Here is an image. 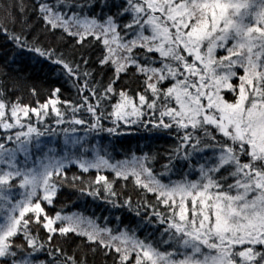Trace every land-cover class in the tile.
Wrapping results in <instances>:
<instances>
[{
    "label": "snow or ice",
    "instance_id": "obj_1",
    "mask_svg": "<svg viewBox=\"0 0 264 264\" xmlns=\"http://www.w3.org/2000/svg\"><path fill=\"white\" fill-rule=\"evenodd\" d=\"M0 8V264H264V0ZM21 61L56 84L35 106Z\"/></svg>",
    "mask_w": 264,
    "mask_h": 264
},
{
    "label": "trees",
    "instance_id": "obj_2",
    "mask_svg": "<svg viewBox=\"0 0 264 264\" xmlns=\"http://www.w3.org/2000/svg\"><path fill=\"white\" fill-rule=\"evenodd\" d=\"M9 2L10 0H0V5ZM0 24H6L8 27L12 26L10 21L5 19L4 10L2 8H0ZM13 67H16V65H13ZM20 67L23 68V71L20 73L11 71L9 72V77L17 88V91L12 98L15 99L17 96L22 97L21 103L35 106L36 97H34L30 92L31 87H35L37 92L40 93V101L43 102V100L46 98L44 95V90L56 86V84L53 82L51 74L46 76L44 71H37L36 69L31 68L28 66L26 61H21ZM29 72H31V75H29ZM25 77H27V79H25ZM63 96L66 99L72 98L70 91H65ZM128 132V135L121 138L120 143L123 145L124 149H132L137 155H142L144 152L148 151L155 152L159 150L163 152L172 144V140L170 138L158 139L156 138L155 134L145 131L143 128H130L128 129ZM116 158L124 159V155L120 154ZM156 167L159 168V165ZM72 172H78V170L73 168ZM72 172H69L70 177ZM94 176L95 173L93 172L91 174V178L94 179ZM85 178H89L87 174ZM117 187L119 189V186ZM129 192L132 194V197L135 200L136 195L134 192H132L131 185H129ZM74 201L77 202V206L71 207ZM62 204L69 205L71 211H78L81 209H85L89 212L91 211V199L89 198L88 205H85L82 200L77 201V194L75 193V190L69 187L62 189V193L59 196V203H57L56 208L59 209Z\"/></svg>",
    "mask_w": 264,
    "mask_h": 264
}]
</instances>
